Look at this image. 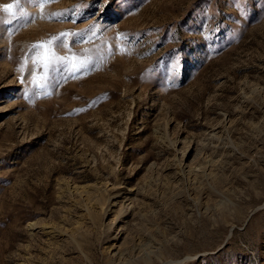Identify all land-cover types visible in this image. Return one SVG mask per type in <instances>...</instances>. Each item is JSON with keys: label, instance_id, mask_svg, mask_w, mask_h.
Instances as JSON below:
<instances>
[{"label": "rangeland", "instance_id": "1", "mask_svg": "<svg viewBox=\"0 0 264 264\" xmlns=\"http://www.w3.org/2000/svg\"><path fill=\"white\" fill-rule=\"evenodd\" d=\"M13 13L0 264H264V0Z\"/></svg>", "mask_w": 264, "mask_h": 264}, {"label": "snow or ice", "instance_id": "2", "mask_svg": "<svg viewBox=\"0 0 264 264\" xmlns=\"http://www.w3.org/2000/svg\"><path fill=\"white\" fill-rule=\"evenodd\" d=\"M19 3H20V0H14L13 3L0 5V11H3V12H5V13L9 14V15H13V14H14V13H13V9H14L16 6H18ZM5 22H7V21H5ZM67 35H68V34L62 33V34H60V37H58V38L54 37L53 39H54V40H57V39H58V40H60L61 43H63V38L66 37ZM40 47H42V48H46V45L42 43V44L40 45ZM48 56H49L50 59H54V56L52 55V53L49 52V53H48Z\"/></svg>", "mask_w": 264, "mask_h": 264}]
</instances>
